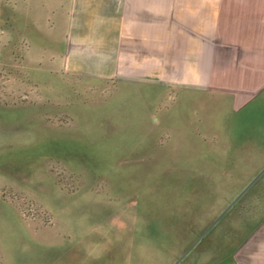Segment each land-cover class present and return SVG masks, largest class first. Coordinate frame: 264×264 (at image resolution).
Returning a JSON list of instances; mask_svg holds the SVG:
<instances>
[{
  "label": "rangeland",
  "instance_id": "374dc122",
  "mask_svg": "<svg viewBox=\"0 0 264 264\" xmlns=\"http://www.w3.org/2000/svg\"><path fill=\"white\" fill-rule=\"evenodd\" d=\"M44 48L40 0H0V264H264V92L67 75Z\"/></svg>",
  "mask_w": 264,
  "mask_h": 264
},
{
  "label": "crops",
  "instance_id": "0c3cea01",
  "mask_svg": "<svg viewBox=\"0 0 264 264\" xmlns=\"http://www.w3.org/2000/svg\"><path fill=\"white\" fill-rule=\"evenodd\" d=\"M41 44L67 75L264 92V0H40Z\"/></svg>",
  "mask_w": 264,
  "mask_h": 264
}]
</instances>
